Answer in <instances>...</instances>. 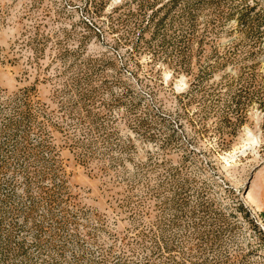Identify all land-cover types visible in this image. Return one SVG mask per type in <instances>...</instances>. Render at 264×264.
<instances>
[{
  "label": "rangeland",
  "instance_id": "374dc122",
  "mask_svg": "<svg viewBox=\"0 0 264 264\" xmlns=\"http://www.w3.org/2000/svg\"><path fill=\"white\" fill-rule=\"evenodd\" d=\"M0 264H264V0H0Z\"/></svg>",
  "mask_w": 264,
  "mask_h": 264
},
{
  "label": "bare ground",
  "instance_id": "6f19581e",
  "mask_svg": "<svg viewBox=\"0 0 264 264\" xmlns=\"http://www.w3.org/2000/svg\"><path fill=\"white\" fill-rule=\"evenodd\" d=\"M248 141H252V137L249 136Z\"/></svg>",
  "mask_w": 264,
  "mask_h": 264
}]
</instances>
